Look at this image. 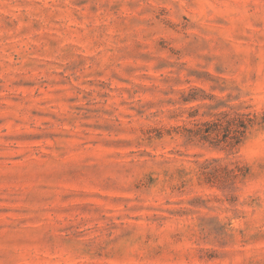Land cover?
Listing matches in <instances>:
<instances>
[{
    "label": "rangeland",
    "instance_id": "obj_1",
    "mask_svg": "<svg viewBox=\"0 0 264 264\" xmlns=\"http://www.w3.org/2000/svg\"><path fill=\"white\" fill-rule=\"evenodd\" d=\"M0 264H264V0H0Z\"/></svg>",
    "mask_w": 264,
    "mask_h": 264
},
{
    "label": "trees",
    "instance_id": "obj_2",
    "mask_svg": "<svg viewBox=\"0 0 264 264\" xmlns=\"http://www.w3.org/2000/svg\"><path fill=\"white\" fill-rule=\"evenodd\" d=\"M246 117L243 118L242 115H233L227 120L216 119L212 122L215 131H218L222 128V124L225 122V127L228 128V131L231 133L230 145H235L240 142L241 137L247 130V127L254 122V116L251 118L250 114H246Z\"/></svg>",
    "mask_w": 264,
    "mask_h": 264
}]
</instances>
